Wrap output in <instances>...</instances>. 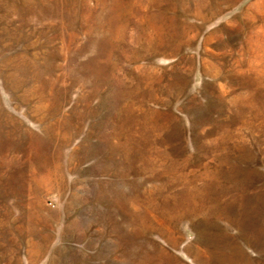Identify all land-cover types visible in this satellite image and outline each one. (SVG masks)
I'll return each mask as SVG.
<instances>
[{
	"label": "rangeland",
	"instance_id": "1",
	"mask_svg": "<svg viewBox=\"0 0 264 264\" xmlns=\"http://www.w3.org/2000/svg\"><path fill=\"white\" fill-rule=\"evenodd\" d=\"M0 264H264V0H0Z\"/></svg>",
	"mask_w": 264,
	"mask_h": 264
}]
</instances>
